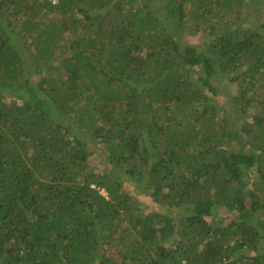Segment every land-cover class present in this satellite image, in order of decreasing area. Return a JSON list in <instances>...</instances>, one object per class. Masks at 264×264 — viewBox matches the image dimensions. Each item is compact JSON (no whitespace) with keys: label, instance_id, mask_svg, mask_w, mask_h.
Listing matches in <instances>:
<instances>
[{"label":"trees","instance_id":"16d2710c","mask_svg":"<svg viewBox=\"0 0 264 264\" xmlns=\"http://www.w3.org/2000/svg\"><path fill=\"white\" fill-rule=\"evenodd\" d=\"M244 2L0 0V264H264V0Z\"/></svg>","mask_w":264,"mask_h":264},{"label":"rangeland","instance_id":"374dc122","mask_svg":"<svg viewBox=\"0 0 264 264\" xmlns=\"http://www.w3.org/2000/svg\"><path fill=\"white\" fill-rule=\"evenodd\" d=\"M249 3H251L250 0H246V2H244V4H249ZM244 9H245V13H246V15H244V17H243L242 21L240 22V24H244V25H248V26H251V25L254 26V25H255L254 20H255V14H256V13H254V10H253V9L249 10V9H247V7H245ZM249 14H250V17H249ZM56 15L58 16V14H56ZM187 18H188V19H187L188 26H193V24H194L196 21L192 19V16H191L190 18H189V17H187ZM207 21H209V19L206 20V21H204V23L201 21L202 30H204L205 27L207 28V26H206V25H207ZM187 38L190 40V42H191L192 44H196V45H197L199 42H205V41H209V40H210L209 36L206 35V32L196 33L194 36L187 37ZM223 90H224V91H223L220 95H222L223 97L227 98V99L224 100V102H225V104H226L227 106L229 105V109L232 110V111H230V115L227 116V117H228L229 121H230V122L232 121V124L235 125V130H236V132H237V131H239L241 125H243V122H244L245 120H247V118H246L245 116L242 117L241 115H238V114H237V111L234 110V109H235V106L232 104L233 101H234V99H235V97H237V96L239 95L237 85L232 84V85H230L229 87H225ZM237 93H238V94H237ZM233 110H234V111H233ZM237 110H238V109H237ZM252 114H253V113L251 112V113H250V116H251ZM240 117H241V118H240ZM238 118H240V119H238ZM249 120L252 122V119H249ZM93 163H96V165H97L98 167H100V169H101L102 166H103V159H98V160L96 159V160L93 161ZM127 188H128V187H127ZM129 188H130V187H129ZM137 194H138V193H137ZM141 202H142V201H141ZM143 206L146 207V209H149V211H154V207H153V205H149V203H144ZM156 206H158V205H156ZM157 210L159 211L160 208L158 207ZM222 211H223V208H220L218 214H219V213L221 214ZM263 235H264V232H263ZM259 249H260V250H264V237H263V239L261 240L260 248H259Z\"/></svg>","mask_w":264,"mask_h":264},{"label":"clouds","instance_id":"9594fccd","mask_svg":"<svg viewBox=\"0 0 264 264\" xmlns=\"http://www.w3.org/2000/svg\"><path fill=\"white\" fill-rule=\"evenodd\" d=\"M52 2H53V4H57L58 3V0H55V2H54V0H51Z\"/></svg>","mask_w":264,"mask_h":264},{"label":"built area","instance_id":"2783aa9c","mask_svg":"<svg viewBox=\"0 0 264 264\" xmlns=\"http://www.w3.org/2000/svg\"><path fill=\"white\" fill-rule=\"evenodd\" d=\"M54 2H55V0H54Z\"/></svg>","mask_w":264,"mask_h":264}]
</instances>
